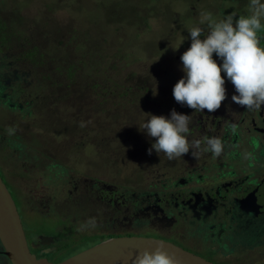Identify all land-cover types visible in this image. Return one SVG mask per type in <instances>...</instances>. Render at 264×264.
<instances>
[{"label":"rangeland","instance_id":"rangeland-1","mask_svg":"<svg viewBox=\"0 0 264 264\" xmlns=\"http://www.w3.org/2000/svg\"><path fill=\"white\" fill-rule=\"evenodd\" d=\"M248 3L0 0V176L28 236L37 227L41 235L67 231L72 233L67 240L74 242L68 247L73 254L101 239L92 234L113 230L105 225L130 216L131 201L137 208L147 206L157 197L170 199L168 194L180 188L182 199L186 198L192 191L207 190L227 166L235 171L227 176H239L236 171L244 168V162L238 151L245 153L246 148L231 130L221 138L222 125L212 132L225 143L220 157L190 152L173 160L155 150L149 154L155 139L139 127L144 113L169 117L174 109L193 119L190 114L195 111L172 95L173 86L184 76L180 56L191 43L187 30L199 23L202 12L217 20L232 15L233 9L246 10L247 15ZM259 32L264 33V28ZM259 46L264 48L262 40ZM213 59L221 63L215 54ZM221 75L227 98L224 108L217 110L218 117L230 114L237 120L241 108L235 115L234 86ZM10 127L15 129L12 135ZM181 175L182 185L176 183ZM100 181L104 184L96 185ZM110 197L117 203L111 205ZM172 208L179 216L177 207ZM189 215L182 216L181 224L163 226V234L137 226L129 231L167 238L212 259L203 250L214 243L203 238L200 225L189 222ZM144 218L137 222L128 217V222L146 226ZM90 219L96 227L80 230ZM81 231L89 235L79 237ZM38 236L34 235V242ZM214 259L264 264V254L248 252L218 253Z\"/></svg>","mask_w":264,"mask_h":264},{"label":"clouds","instance_id":"clouds-1","mask_svg":"<svg viewBox=\"0 0 264 264\" xmlns=\"http://www.w3.org/2000/svg\"><path fill=\"white\" fill-rule=\"evenodd\" d=\"M262 21L264 0H249L248 14L238 18L229 15L217 20L210 12H202L199 23L187 30L191 43L180 56L184 76L173 86L174 100L195 112L217 111L227 98L225 79L221 75L224 73L237 93L231 100L250 111L261 110L264 105V48L259 46L258 32L264 28ZM213 54L221 60L219 65ZM144 114L146 118L139 128L155 139L149 154L155 150L173 160L190 152L193 156L211 153L213 157L225 152V143L219 137L188 139L189 115L174 109L169 117ZM229 128L232 134L236 133V124H230ZM8 133L14 134L15 129L10 127ZM252 144L259 147L255 139ZM244 159L254 161L253 153L245 152ZM95 227V220L90 219L80 230ZM130 259L131 264H178L176 255L163 243L139 249Z\"/></svg>","mask_w":264,"mask_h":264},{"label":"flooded vegetation","instance_id":"flooded-vegetation-1","mask_svg":"<svg viewBox=\"0 0 264 264\" xmlns=\"http://www.w3.org/2000/svg\"><path fill=\"white\" fill-rule=\"evenodd\" d=\"M243 11L246 13V10ZM231 14L237 18L241 15H244L238 14V11L235 12L234 9L232 10ZM263 34L264 33L259 32L258 37L259 40H262L264 43V37H261ZM234 94L237 93L234 92ZM220 108H224V105H221ZM239 108H241L239 113L240 117L237 119L239 121L235 120L233 115L230 114H224L222 118H219L217 111L208 113L207 110H205L204 112H193L190 114L193 116V119L189 125L188 139H191L194 134L198 135L197 139L199 140H203L205 137H217L219 134L212 132H215L220 125L225 128L224 133L220 137H228L230 130L229 125L236 123L237 131L235 136H237L240 142H242V148L243 145L245 146V152H251L254 156V161H249L246 159L244 160V152L242 150L238 151L241 153V159L244 162V168L240 171H236V174L239 176H227L228 174L235 173L232 166H227V171L222 172L223 175L217 179L216 182H213L211 185H209L207 190L199 192L201 195L207 194L215 199L213 208H210V206L207 207V204L205 205L206 207H202L198 201L195 200L196 192L194 191H192L193 195L183 198L186 203L184 206L181 205L182 207L180 204H170L168 203L169 198L163 199L162 197H157L156 199H153V201H150L152 202L151 204L138 208L136 202L131 201L134 206V210L131 211L130 216H127L129 218H135V221H137V219L140 217L147 218L148 220L146 221V226L142 225V227L137 223H130V221L128 222V217L125 216L123 217V221L120 223L111 222L105 225L106 227L112 228L114 232H112L113 230H109L106 233L101 231L102 233L99 232L97 234H92L91 232V234L95 237H101L98 242L106 239V237L108 238L107 234L110 233H119V235H139L133 233L144 227L153 230L157 234H163L162 231H160L163 226H170L175 223L181 224L179 221L182 220V216L185 217L188 213H190L189 222L199 224V230H201L203 238L214 243V246L210 247L207 245L209 249L203 250L208 252L212 259L206 258L197 252L191 251L181 246L182 248L211 260L215 264H228L229 262H221L217 259H214L218 253L244 255L245 252H248L249 256H259L260 254H264V105L261 106V110L250 111L236 104L233 108L235 109V115ZM224 112L225 111H222V113ZM207 120H209V124L203 125V123ZM253 139L258 141L259 147H256L252 144ZM261 158L263 159L261 160ZM184 178L185 177L182 175L179 176V179L176 183L182 185V180ZM102 183L103 181H100L96 185ZM93 185L94 184L92 181V186ZM213 188H215V192L211 194L209 191ZM222 192H225L226 195L224 196L223 194L221 197ZM121 194L125 195L123 192ZM173 195L174 194H168L170 198ZM108 202L111 205L117 203V201H115V199L112 197L108 199ZM156 205H159L160 209L158 208L157 210ZM173 206L177 207L176 212L179 216L174 214V209L172 208ZM164 209H166L168 214L166 212L164 213ZM250 212L253 213L252 215L257 216L255 220H251L249 217L243 215H251ZM166 215L168 217H166ZM83 217L87 216L83 215ZM131 220L134 221V219ZM134 226H137L139 229L135 231H129V229ZM116 228H119L120 231L116 232ZM23 229L30 251L38 257H44L52 262H59L77 253L75 252L71 254L69 252L70 249H68V247L70 245L74 246V242L71 239V243L68 242L69 244L66 246L68 241L67 235L72 233H68L67 231L65 234L60 231L55 233L50 230V232L48 231L47 233L49 235H41L43 233L41 231V227H37L34 231H30L28 236L24 226ZM255 233V236L261 235V238L259 239L260 242H253V248L247 247L246 244L249 245L250 235ZM35 234L39 235L35 240L36 242L33 240ZM80 235L83 236L89 234L81 231ZM215 235L218 236V238H215ZM40 237H44L46 242L42 243ZM48 237H50L51 240L47 241ZM162 239L178 244L167 238ZM241 240H246L245 245H243ZM194 250L198 251L196 249ZM230 260L232 259L230 258ZM0 264H11L7 257L2 253L1 244Z\"/></svg>","mask_w":264,"mask_h":264},{"label":"water","instance_id":"water-1","mask_svg":"<svg viewBox=\"0 0 264 264\" xmlns=\"http://www.w3.org/2000/svg\"><path fill=\"white\" fill-rule=\"evenodd\" d=\"M40 239L46 242L44 237ZM156 243H163L174 253L178 264H215L171 241L144 235L108 237L59 262L38 257L29 249L15 201L0 176V244L11 264H131V255L142 248H153Z\"/></svg>","mask_w":264,"mask_h":264},{"label":"trees","instance_id":"trees-1","mask_svg":"<svg viewBox=\"0 0 264 264\" xmlns=\"http://www.w3.org/2000/svg\"><path fill=\"white\" fill-rule=\"evenodd\" d=\"M238 14L246 15V13L244 11H238ZM0 27H1V22H0ZM81 61H82V59H81ZM81 61L79 60V64L82 63ZM1 142L2 141L0 140V143ZM19 144H21V141L19 143L15 144L14 147L18 148ZM214 190H215V188L210 189L209 192L212 194V193L215 192ZM223 194H224V196L226 195L225 192H222L221 193V197L223 196ZM195 197H196L195 200H197L198 203L202 207H206L205 205L207 204V207L210 206V208H213L215 199L212 196L207 195V194L201 195L199 192H196L195 193ZM168 203L174 204V205L180 204V206L181 205L184 206L186 201H184V199H182V188H180L178 191H176V193L168 200ZM156 207L159 208V205H156ZM250 214L251 215H245V214H243V215L246 216V217H249L251 220H255L257 216L256 215H252L253 214L252 212H250ZM255 235H256V233L250 235V237H249V239H250L249 245L246 244L247 247L253 248L254 247L253 242H257V243L260 242L259 239L261 238V235H257V236H255ZM78 236H81L80 233H79ZM215 238H218V236L215 235ZM68 242L71 243L70 240H68L67 243H66V246L69 244ZM241 242L243 243V245H245L246 240H244V241L241 240Z\"/></svg>","mask_w":264,"mask_h":264}]
</instances>
